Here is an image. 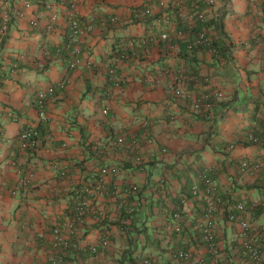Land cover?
<instances>
[{
	"label": "crops",
	"instance_id": "0c3cea01",
	"mask_svg": "<svg viewBox=\"0 0 264 264\" xmlns=\"http://www.w3.org/2000/svg\"><path fill=\"white\" fill-rule=\"evenodd\" d=\"M160 1L79 0L76 13L90 28L77 42L82 63L71 68L65 51L69 0H0V13H12L8 33L0 35V264L45 262L53 227L69 217L75 190L94 181L104 165L117 166L119 173L104 176L107 190L95 196L96 213L86 218L83 238L73 239L74 250L61 264H179L178 247H191L195 260L202 259L207 250L195 227L202 204L189 189L204 168L213 171L228 199L254 210L261 205L256 217L251 210L247 216L250 235L264 250V170L251 175L239 169L244 160L264 164V145L248 142L250 133L264 138V0H216L207 18L219 55L204 48L192 60L175 37L171 42L178 48L170 51L169 42L156 35L147 50L138 44L150 26L134 10ZM120 40H136L137 53L118 59ZM180 65L210 80L186 81V94L177 97L173 70ZM110 68L121 75L119 86L107 80ZM212 86L224 96L199 113L194 99ZM49 87L54 92L41 119L37 94ZM29 128L38 130L39 140L27 151L19 136ZM121 136L125 141L116 146ZM96 143L107 146L106 152L97 156ZM14 157L31 168L27 188L10 163ZM128 184H137L138 191L121 195ZM123 196L135 207L132 213L118 208ZM181 201L192 217L184 222L189 231L175 242L165 240L169 206ZM225 214H216L220 257L251 264L239 255L240 226ZM106 235L110 244L103 248Z\"/></svg>",
	"mask_w": 264,
	"mask_h": 264
},
{
	"label": "built area",
	"instance_id": "2783aa9c",
	"mask_svg": "<svg viewBox=\"0 0 264 264\" xmlns=\"http://www.w3.org/2000/svg\"><path fill=\"white\" fill-rule=\"evenodd\" d=\"M79 0H69V12H68V25H69V33L66 36L65 46L66 50H70V60L68 61L69 67L74 68L79 66L82 63L81 54V45L77 43L79 38L85 35L90 26L83 22L76 13V5ZM206 4L205 9H192V12L189 13V9L185 7V0H171V2H166L165 0H161L158 5L148 4L144 8H136L134 10L135 18L142 23H146L150 26V30L143 38L139 41V45H144L147 42L154 41L155 35L163 41H168L169 47H172L171 50L177 49V44L172 43L173 38H177L179 40H186L187 32L182 27H179L177 18H185L188 19L190 23H194L198 19H206V12L209 8H211L216 0H204ZM28 5V4H27ZM179 8L177 15L170 11V7ZM197 6V5H196ZM169 8V9H168ZM179 14V15H178ZM189 14V15H187ZM118 17H112L111 21L114 23L118 22ZM12 21V13L8 8H5L0 13V35H5L8 33L10 24ZM49 30L54 29L53 23L48 26ZM157 31V32H156ZM215 40L209 29L193 33L192 34V42H189L188 49L194 50L196 47H203L208 49L212 54L218 53V50L214 47ZM129 51L126 53H122V59H126L129 57V53L132 52L136 54V42L130 40L128 42ZM147 45V44H146ZM65 49V47H64ZM62 49H58L57 52H61ZM89 64L91 62H88ZM109 73L112 77L113 82L116 86H119L121 83V75L118 74L116 68H110ZM174 75V83L172 84V88L174 94L177 97L184 96L186 91L184 89V83L187 79L186 69L183 65L177 66L173 70ZM210 78L206 76L205 81H209ZM214 88V89H213ZM54 92V87H49L47 90H40L37 94V105L39 107V116L41 119L45 118L46 111L45 107L48 100V94ZM224 96V92L221 88L211 87L209 93H202L199 97H196L195 104L198 107H202L201 110H207L212 106V99L222 98ZM108 109L105 108L104 112L107 113ZM21 138V148L23 150H29L35 148L38 144V132L34 128H29L23 131L20 134ZM248 139L253 143L263 144L264 138L258 136L254 133H250L248 135ZM125 141L123 136L119 137L116 140V146L122 145ZM135 148L139 147L138 143H133ZM100 145V144H98ZM166 150V149H164ZM138 164L143 162L142 157L138 155L135 160ZM14 167H16L21 174H23L22 168L25 167L23 165V159L13 158L10 162ZM240 169L244 173H250L251 175H256L260 171L264 170V164L260 161L255 160H245L241 162ZM102 171L104 174H112L117 175L119 173V168L114 165H105L102 167ZM207 171L209 169L204 170L202 173V177L204 178V182L207 185V192L217 193L218 187L216 182L213 181L210 177L207 176ZM32 173L22 178V181L26 184V182L30 181ZM105 187H103V190ZM193 194L196 196H200L203 193V190L199 185L193 184L191 187ZM137 191L136 184H132L131 188H127L121 192V195H126L129 192ZM124 200L119 203V209H128V212L132 213L135 210V207H129L127 205V199L123 196ZM215 199L208 200V203L205 205L203 216L198 219L199 226L202 229V237L204 242L208 245L210 252H212L213 256L216 258L214 261H211L209 264H217V258L220 257V248L219 243L216 240V218L215 214L217 211V205L222 203V198L217 197ZM236 210L242 211L244 210V203L237 202L234 206ZM96 213V207L93 204H90L87 200H80L76 203L75 212L72 216H69L64 221L57 222V224L53 227V248L51 250L44 251V256L46 261L49 264H61L63 256L67 255V251L70 250V246L74 245V236L80 233L81 226L85 223V217L90 216ZM173 218L171 222L166 223V230L177 232L178 234L181 232L182 224L184 222L183 216L179 212H173ZM102 217H105L102 214ZM230 221L234 224L240 226L242 230V234L249 228V223L240 215H230ZM110 244V240L108 235L104 236L100 241V246L103 248H107ZM256 247V246H255ZM253 247L250 241L245 242L244 244V252L245 256H249V259L254 264H264L263 255L260 253L258 249ZM91 250L95 253L98 252V245L91 246ZM174 255L179 262V264H194L195 262H202L203 258H198L195 260V256L193 250L187 249L185 247H178L174 250ZM144 264H153L150 259H145ZM207 264V263H206Z\"/></svg>",
	"mask_w": 264,
	"mask_h": 264
},
{
	"label": "trees",
	"instance_id": "16d2710c",
	"mask_svg": "<svg viewBox=\"0 0 264 264\" xmlns=\"http://www.w3.org/2000/svg\"><path fill=\"white\" fill-rule=\"evenodd\" d=\"M171 2V1H170ZM193 4V5H192ZM197 5V6H196ZM214 5H215V3H214ZM213 5V6H214ZM145 6H143L142 8H144ZM185 7L187 8V9H189V13H191L192 12V9H205L206 8V4H205V2H204V0H185ZM169 9V8H168ZM170 11H172L173 13H175L176 15H177V13H178V11H179V8L177 7H175V8H172V6L170 7ZM179 15V14H178ZM187 15H189V14H187ZM206 16H207V12H206ZM178 20H177V22H178V25H179V27H182L183 29H185L186 30V32H187V37H186V40H181V49L183 50V56H185V57H187V58H190L191 57V60H192V57H193V55H195V53L199 50V49H204L203 47H196L194 50H189L188 49V44H189V42H192V34L193 33H198V32H200V31H202V30H204V28H206V30L207 29H209L210 30V28H209V24H208V18L206 17V19L204 18V19H198V20H196L193 24L192 23H190L189 22V20L188 19H185V18H180V17H178L177 18ZM219 24H221V22L219 23ZM215 40V39H214ZM134 41V40H133ZM128 42H129V40L128 41H126V40H120L119 41V43L116 45V47H115V52H116V55L118 56L117 58L118 59H120V60H122V53H126L127 51H129V47H128ZM134 42H136V45H137V41L135 40ZM168 42V41H167ZM147 44V45H146ZM146 44H144V45H141V48H143V49H145V50H147V48L148 47H150L151 46V42H147ZM214 47L218 50V47H217V44H216V42H215V44H214ZM172 49V47H169V51ZM67 53H70V50H65ZM213 55H215V56H218L219 55V50H218V53L216 52L215 54H213ZM119 74V73H118ZM186 74H187V79L185 80V81H187V82H198V83H200V84H205L206 82L208 83V81H205V78H206V76L205 75H201V74H196V73H192V74H189V72L188 71H186ZM106 76H107V80L109 79V81L110 82H112V85H111V87H115L116 85H115V83L113 82V80H112V77H111V75H110V73L109 72H106ZM185 84H186V82H185ZM186 86V85H185ZM200 87V86H199ZM198 87V88H199ZM185 89V88H184ZM200 89V88H199ZM209 89H211V88H209ZM187 91V90H186ZM210 92V90L209 91H206L205 93H209ZM202 93H204V92H202ZM201 93V94H202ZM200 93L199 94H197V97H199L200 95H201ZM213 101H212V105H214L215 104V101H216V98H214V99H212ZM39 108V107H38ZM199 113H203V111L202 110H199L198 111ZM27 130V129H26ZM37 132H38V130L37 129H35ZM259 136H261L262 137V135H259ZM19 138H20V136H19ZM38 140H39V132H38ZM19 141H20V143H19V145H20V147H21V138L19 139ZM248 142L249 143H253L251 140H249L248 139ZM101 145H98V143H96L95 144V146H94V150H95V152H96V155L98 156L100 153H105L106 152V148H107V146H104L102 143H100ZM103 147V148H102ZM28 151V150H27ZM15 158V157H14ZM245 161V160H244ZM243 162V161H242ZM241 164V163H240ZM105 166V165H104ZM240 166V165H239ZM102 167L103 166H100L99 167V170H98V172H99V174L95 177L96 179L94 180V181H90L89 183H87V184H85V185H82V184H80L79 186H78V188L75 190V196H76V194H77V199H75V201L70 205V206H72V208L70 207L69 208V210H67L66 211V214L68 215V216H72L73 214H74V212H75V208H76V203H78L80 200H87V201H89V203L90 204H93L94 203V200H95V196H97V194H99L101 191H103V187H105V189H104V192L107 190V185H106V183H105V181H104V176L105 175H109V174H104L103 173V171H102ZM206 169H209L210 171H207V176L208 177H210L213 181H215V179H214V176H213V171H211V169L210 168H204L200 173H199V177H198V182L197 183H194V184H197V185H199L200 186V188L203 190V193L200 195V197L199 196H197V198L200 200V202H201V204H202V208H201V212H202V214H201V216L199 217V218H201L202 216H203V211H204V208H205V205L208 203V200H210V199H215V200H217L216 198L217 197H221L222 198V203H219L218 205H217V211H216V214L217 213H219L220 211H225L226 212V217H227V219H228V221L229 222H231L230 221V215L231 214H234V215H240V216H242L245 220H247L248 221V223H249V228H248V230H246L245 232H244V234H243V237H244V240H243V242H242V244L240 243V249H239V255H240V257L243 259V260H245V261H247V262H249V263H251V264H254L253 262H251V260L249 259V256H245L244 254H243V252H244V244H245V242H247V241H250L251 243H252V245H253V247H255L256 249H258L259 251H260V253H262V255L264 254L263 253V247H262V245H261V243H260V241L259 240H256V239H254L250 234L252 233V223H251V218L253 217V215H255V217L257 216V211H258V208L261 206V205H258V207H256V210H254L255 208L253 207V205H248V208L247 207H245V205H244V210H242V211H238V210H236L235 209V205L237 204V202H234L233 200H231V199H228L227 197H226V195H224V194H222L219 190H218V192L217 193H210V192H207V185L205 184V182H204V178L202 177V173L204 172V170H206ZM240 169V168H239ZM22 170L24 171L23 172V174H22V178L24 179L25 178V176L26 175H28V174H30V173H32L30 170H31V168L30 167H28V166H25V167H23L22 168ZM241 170V169H240ZM241 172H243V171H241ZM247 174H250V173H247ZM22 178L20 179V185H21V187L22 188H27L26 186L29 184V182H26V184L22 181ZM166 179L164 178V177H162V178H160V180H159V183H160V186H161V188H165L166 187ZM31 183V182H30ZM30 185V184H29ZM131 185L132 184H128V185H126L124 188L125 189H127V188H131ZM150 185L151 186H153L152 185V183L150 182ZM216 185H217V183H216ZM136 186H137V191H138V189H139V187H138V185L136 184ZM217 187H218V185H217ZM219 188V187H218ZM124 189V190H125ZM124 190H122V191H124ZM77 191H79L78 193H77ZM121 191V192H122ZM131 192H133V190H131ZM130 193V192H129ZM189 194H190V196H193V197H195L196 195H194L193 194V191H192V189H191V187H190V189H189ZM253 208H252V207ZM252 211L253 213H252V217H250V218H248V216H247V212L248 211ZM168 212V216L167 217H169V222H171L172 221V214H173V212H179L182 216H183V218H184V222L186 221V220H188V219H191V221H192V217H191V215H190V210H187L186 209V206H185V204H184V201H181V202H177V203H174L173 205H171V206H169V210L167 211ZM216 214H215V218H216ZM86 218H87V216L84 218L85 220H86ZM198 218V219H199ZM198 219L196 220V224H195V227H196V230L199 232V234L201 235V239H202V242H203V244H204V246H205V249L207 250V253L202 257L203 258V261L201 262V263H199L198 262V264H209L211 261H214V259H216L214 256H213V254H212V252H210V250H209V248H208V245L204 242V240H203V237H202V229L200 228V226H199V222H198ZM254 220V219H253ZM184 222H183V224H182V229H181V232L178 234L176 231L175 232H172V231H169V230H166V226H164V232H163V236H162V238L164 239L165 238V240L166 239H168V240H172V241H174L173 239H176L177 240V238L179 237V239H180V237L181 236H183V235H185V234H187L188 233V231H189V227L188 226H186L185 224H184ZM232 223V222H231ZM232 224H234V223H232ZM84 234H85V232L83 231V232H81V229H80V233H78L76 236H74V238H76V237H81V238H83V236H84ZM216 238H217V235H216ZM217 241H218V239H216ZM175 242V241H174ZM219 243V242H218ZM181 246V245H180ZM71 248H70V250L69 251H67V255L65 256H63V258H62V260L64 261L65 259H66V257L68 256V254L70 253V252H72L73 250H74V246L72 245V246H70ZM185 248H187V249H191L192 250V248L190 247H185ZM219 248H220V244H219ZM46 251V250H45ZM220 252H221V249H220ZM218 260H217V264H234L232 261H230V260H228L227 258H223V256L222 257H219V258H217ZM62 261V262H63ZM263 262H264V260H263ZM42 264H49L47 261H45V262H43ZM131 264H136L135 263V261L134 260H131ZM194 264H197L196 262L194 263Z\"/></svg>",
	"mask_w": 264,
	"mask_h": 264
}]
</instances>
